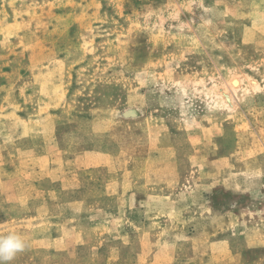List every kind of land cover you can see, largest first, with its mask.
I'll use <instances>...</instances> for the list:
<instances>
[{"label": "rangeland", "instance_id": "rangeland-1", "mask_svg": "<svg viewBox=\"0 0 264 264\" xmlns=\"http://www.w3.org/2000/svg\"><path fill=\"white\" fill-rule=\"evenodd\" d=\"M9 233V264H264V0H0Z\"/></svg>", "mask_w": 264, "mask_h": 264}, {"label": "clouds", "instance_id": "clouds-1", "mask_svg": "<svg viewBox=\"0 0 264 264\" xmlns=\"http://www.w3.org/2000/svg\"><path fill=\"white\" fill-rule=\"evenodd\" d=\"M26 247L24 237L18 233H9L0 237V264H9Z\"/></svg>", "mask_w": 264, "mask_h": 264}, {"label": "bare ground", "instance_id": "bare-ground-1", "mask_svg": "<svg viewBox=\"0 0 264 264\" xmlns=\"http://www.w3.org/2000/svg\"><path fill=\"white\" fill-rule=\"evenodd\" d=\"M235 84H236V83H235ZM223 95H224V94H223ZM225 96H226V95H225ZM225 96H224V97H225ZM226 98H228V96H226ZM229 100H230V99H229Z\"/></svg>", "mask_w": 264, "mask_h": 264}]
</instances>
